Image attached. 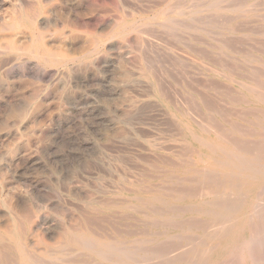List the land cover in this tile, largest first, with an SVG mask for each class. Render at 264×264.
Instances as JSON below:
<instances>
[{
    "label": "rangeland",
    "instance_id": "1",
    "mask_svg": "<svg viewBox=\"0 0 264 264\" xmlns=\"http://www.w3.org/2000/svg\"><path fill=\"white\" fill-rule=\"evenodd\" d=\"M226 148L256 161L251 172L264 162V0H0V264H20L23 251L111 264L95 253L102 240L125 242L135 264H193L203 254L208 264L224 224L195 210L213 204L217 187L233 191L218 167ZM243 166L229 171L236 196L264 213V190L244 188Z\"/></svg>",
    "mask_w": 264,
    "mask_h": 264
},
{
    "label": "bare ground",
    "instance_id": "2",
    "mask_svg": "<svg viewBox=\"0 0 264 264\" xmlns=\"http://www.w3.org/2000/svg\"><path fill=\"white\" fill-rule=\"evenodd\" d=\"M34 40V39H33ZM32 47V46H31ZM33 49V48H32ZM30 50V49H29ZM48 55V54H47ZM49 56V55H48ZM51 57V56H50ZM99 116V115H98ZM101 116V115H100ZM97 118V117H96ZM100 118V117H99ZM98 118V119H99ZM104 118V117H103ZM102 118V119H103ZM257 118V117H256ZM100 122V121H99ZM183 122V121H182ZM102 123V122H101ZM105 123V122H104ZM188 124V123H187ZM186 125V124H185ZM184 125V126H185ZM191 126V125H190ZM192 127V126H191ZM187 128H189V127H187ZM185 129H186V126H185ZM199 129H201V128H199ZM191 130V129H190ZM203 131H205V130H203ZM202 131V132H203ZM204 133V132H203ZM207 133V132H206ZM220 133V132H219ZM219 133L217 134V132L215 133V134H217L216 135V137H219L220 135H219ZM223 133V132H222ZM221 134V133H220ZM190 135H192V133L190 134ZM194 135V134H193ZM192 135V136H193ZM219 135V136H218ZM195 136V135H194ZM211 136V135H210ZM215 136V135H214ZM198 138H200L199 136H197ZM202 137V136H201ZM222 137V136H221ZM221 137H219V138H221ZM193 138H195V137H193ZM197 138V139H198ZM223 138V137H222ZM225 138V137H224ZM196 139V140H197ZM203 139V138H202ZM228 139H229V141H231L230 139L231 138H229L228 137ZM263 139V138H262ZM225 140H227V139H224V141ZM261 140V139H260ZM207 141V140H206ZM228 140L226 141L227 143L229 142ZM199 143H201V142H199ZM207 143H209V142H207ZM202 144V143H201ZM211 144V143H210ZM229 144V143H228ZM230 144H234V140L232 139V142L230 143ZM207 145V144H206ZM223 145V144H222ZM225 145V144H224ZM237 146V144H234L233 146ZM205 146V145H204ZM207 146H209V144L207 145ZM216 146H218V145H216ZM236 146L234 147V148H236ZM238 146L242 149V147L238 144ZM245 146V145H244ZM184 147V146H183ZM214 147V146H213ZM219 147V146H218ZM175 148V147H174ZM208 148V147H207ZM240 148H236V149H238V151H239V149ZM245 148V147H244ZM91 149V148H90ZM216 149V148H215ZM240 149V151L239 152H242L243 151V149L241 150ZM235 150V149H234ZM247 150V153L245 152ZM248 150H249V152L250 153H254V151H250V149H248L247 147H246V149L243 151V152H245V154H248ZM252 150V149H251ZM220 152V151H219ZM235 151H233V150H229L228 151V149L226 148V150L224 151V155H221L220 157L223 159V161H220V163L218 164V167H219V169L220 170H222V171H227L228 172V174H225L226 175V177H227V179H228V182H226V183H228V185H227V187L230 189V190H233V191H230V194H227V193H225V192H223V193H221V195H220V193L219 192H217V189H218V187H217V189H215L216 190V192H213L214 194H210L211 192H212V190H210L209 191V194L210 195H213V198L212 199H214L213 201L214 202H216L217 201V204H215L213 201L211 202V203H213V204H210L209 203V201H207V203H209V205L207 204L206 205V203H204V208L202 207V208H199V209H196L195 210V212L197 213V214H199V215H207V216H212V219L214 220V222L215 223H218V224H216L215 225V223H214V225L215 226H217V228L219 229V225H220V223L221 224H224V227L223 226H221L220 225V229H221V233H218V234H221L220 236H218V234H217V236L218 237H220L221 238V240L223 241V243H224V245L222 244L216 251H214L213 252V254H212V257H210L209 259H210V261L208 262V264H224V261H222V260H228V262H232L233 260H231L230 258H232V257H234V258H237V259H235L236 261H235V264L237 263V264H262V262L264 261V241H262V240H260V237L262 236L263 237V235L262 234H264V213H263V211L262 210H260L259 212H256V213H254L253 214V211H254V207L256 206V207H258V205H254V207H253V209H252V206H253V204L251 203V202H245V201H243V199H241V198H237V197H240V193H241V190H240V193L238 192V194H239V196H236L237 195V190L239 189H237L236 187V179L235 180H233V177H234V175H233V177H232V174L229 172V171H232V170H236L237 169V173L239 172V170H238V167H239V163H242V164H244V166H246L247 164H250V159L249 160H247V161H249V162H244L245 160H243V162L242 161H238L237 159H236V157H238V155H236L237 153H234ZM208 153V152H207ZM215 153V152H214ZM221 153V152H220ZM249 153V155H251L252 156V154H250ZM199 154V153H198ZM223 154V153H222ZM238 154H240V153H238ZM263 154V153H262ZM235 155H236V157H235ZM241 155V154H240ZM198 156H200V155H198ZM209 156V155H208ZM255 157L257 156V154L256 155H254ZM253 156V157H254ZM258 156H262V155H258ZM264 156V155H263ZM248 157V156H247ZM198 158V157H197ZM209 158V157H208ZM197 160V159H196ZM214 160V159H213ZM263 160V159H262ZM199 161V160H198ZM218 161V162H219ZM256 162V161H255ZM254 162V163H255ZM198 163V162H197ZM207 163H209V161L207 162ZM216 163H217V161H216ZM254 163H251V164H254ZM196 164V163H195ZM200 164V163H199ZM205 164V163H204ZM250 164V165H251ZM258 164H260V160H259V163ZM257 164V165H258ZM262 164V163H261ZM201 165V164H200ZM264 165V162H263V164H262V166ZM182 166V165H181ZM240 166H242L241 164H240ZM243 166V167H244ZM249 166V165H248ZM253 165H251V167H252ZM256 166V163H255V165L253 166V168ZM259 166V165H258ZM262 166L261 167H259V168H261L262 169ZM197 167H198V164H197ZM206 167H208L209 168V165L208 166H206ZM251 167H244L243 168V170L245 171L244 172V175H243V178L245 179V181L243 182V185H244V188H246L247 187V189H249V186H251V187H253V186H258L257 188H261V189H263L264 190V166H263V170L261 171V169H259L258 168V170H257V168H256V170L255 169H253L252 170V172H251ZM189 169V168H188ZM187 169V170H188ZM196 169V168H195ZM198 169V168H197ZM241 169H242V167H241ZM183 170V169H182ZM207 169H205V171L204 170H202L203 172H208V171H206ZM215 170V169H214ZM242 170V171H243ZM256 171V172H254V173H257L258 171H259V173L257 174V177L255 178V176H254V173H253V171ZM181 171V170H180ZM191 171H193V170H191ZM196 171V170H195ZM210 171H211V169H210ZM197 172V171H196ZM226 172V173H227ZM240 172H241V170H240ZM198 173V172H197ZM209 173V172H208ZM208 173H204V174H208ZM234 173V172H233ZM204 174H202V175H204ZM216 174V173H215ZM214 173H213V175H215ZM218 174V173H217ZM216 174V177L219 175H217ZM242 174V173H241ZM240 173H239V175H236L237 177L238 176H240L241 175ZM190 175V177H191V174H189ZM185 176V175H184ZM204 176H206V175H204ZM197 177V176H196ZM199 177V176H198ZM225 177V176H224ZM207 178H209V175H208V177ZM220 178V177H219ZM219 178H217L218 180H219ZM236 178V177H235ZM240 178H242V177H240ZM242 178V179H243ZM225 179V178H224ZM226 179V180H227ZM243 179V180H244ZM209 180V179H208ZM210 180H212V178H210ZM242 180V181H243ZM202 181H204V178H203V180ZM214 181V182H213ZM213 181H211V183L210 184H212V183H215V179L213 178ZM222 181L225 183V180H220V182L222 183ZM200 182H201V180H200ZM206 182V181H205ZM216 182H218V181H216ZM239 182V181H238ZM203 182H201V184H202ZM209 183V182H208ZM208 183H206V185L208 184ZM220 183V184H221ZM213 185V184H212ZM214 185H216V184H214ZM218 185V184H217ZM216 185V186H217ZM224 185V184H223ZM215 186V187H216ZM220 187H221V185H219ZM209 186H207V188H206V192H208L207 191V189H209L208 188ZM213 187V186H212ZM211 187V188H212ZM220 187H219V190H220ZM164 188V190H166L165 189V187H163ZM144 189V188H143ZM160 189V188H159ZM184 190H185V188H183ZM204 189V188H203ZM202 189V190H203ZM213 189V188H212ZM139 190V189H138ZM146 190V189H145ZM155 190V189H154ZM158 190V189H157ZM167 190H168V192H169V190L170 189H168L167 188ZM184 190H182V191H177V192H181L183 195H184ZM224 190H225V186H224ZM228 190V189H227ZM130 191V190H129ZM128 191V192H129ZM133 191H135V190H133ZM140 191H141V189H140ZM143 191V190H142ZM159 191V190H158ZM172 191V190H171ZM170 191V192H171ZM204 191V192H205ZM229 191V190H228ZM146 192H148V190L146 191ZM153 192H155V191H153ZM193 192V191H192ZM202 192V194H203V191H201ZM162 193V192H161ZM173 193V192H172ZM176 193V192H175ZM189 193V192H188ZM195 193V192H194ZM199 193V192H198ZM253 193V192H252ZM263 193V192H262ZM162 194H164V192L162 193ZM165 194H168V193H165ZM170 194V193H169ZM182 194H180L179 196H182ZM186 194H187V192H186ZM191 194H193V193H190V194H187L186 196L188 197V195H190L191 196ZM196 194V193H195ZM195 194H193L195 197L197 196L198 197V195H195ZM201 194V193H200ZM199 194V195H200ZM208 194V195H209ZM250 193H248V195H249ZM257 196H259L258 195V191H257ZM140 195V194H139ZM151 195V194H150ZM204 195V194H203ZM243 195V193H241V196ZM135 196V195H134ZM171 196V195H170ZM189 196V197H190ZM194 196H191V197H194ZM202 195H200V197H201ZM206 196V195H205ZM236 197L238 200H236V198L235 199H233V197ZM156 197V196H155ZM160 197V196H159ZM190 197V198H191ZM137 199H138V197H136ZM180 198H182L183 199V197H180ZM131 199V198H130ZM132 199H134V197H132ZM143 199V198H142ZM146 199V198H145ZM181 199V200H182ZM199 199V198H198ZM256 199H258V198H256ZM122 200V199H121ZM155 200V199H154ZM160 200V199H159ZM263 200V199H262ZM147 201V200H146ZM149 201V200H148ZM174 201V200H173ZM152 202V201H151ZM260 202V201H259ZM262 202V201H261ZM145 203V202H144ZM148 203V202H147ZM150 203V202H149ZM163 203V202H162ZM219 203V204H218ZM264 203V202H263ZM143 204V203H142ZM259 204V203H258ZM131 205H133V204H131ZM148 205V204H147ZM261 205V204H260ZM110 206V205H109ZM140 206V205H139ZM155 206V205H154ZM174 207H177V205L175 206V205H173ZM264 206V205H263ZM128 207V206H127ZM130 208H131V206H129ZM143 207V206H142ZM141 207V208H142ZM144 207H146V206H144ZM151 207H153V206H151ZM174 207H171V208H174ZM184 207H186V206H184ZM190 207V206H189ZM195 207V206H194ZM201 207V206H200ZM261 207H262V205H261ZM160 207L158 206V207H156V209L158 210ZM169 208H170V206H169ZM169 208H167V209H169ZM182 208V212L184 211L183 210V207H181ZM186 208H188V207H186ZM191 208H192V205H191ZM264 208V207H263ZM262 208V209H263ZM133 209V208H132ZM153 209V211H154V207L152 208ZM165 209V208H164ZM175 209V208H174ZM173 209V210H174ZM160 210H163V209H161L160 208ZM170 210V209H169ZM180 208H179V210H177V211H179V213H181L180 212ZM218 210H219V212H218ZM118 211V210H117ZM140 211V210H139ZM138 211V212H139ZM151 211V210H150ZM257 211V210H256ZM118 212H120V211H118ZM135 212H136V210H135ZM141 212V211H140ZM139 212V213H140ZM144 212V211H143ZM143 212H141V213H143ZM155 212V211H154ZM164 212H167V211H164ZM184 212H186V211H184ZM189 212V211H188ZM192 212V211H191ZM125 213V212H124ZM156 213V212H155ZM162 214H163V211L161 212ZM222 213V215H220ZM130 214V213H129ZM159 214V213H158ZM167 214V213H166ZM143 215H145V214H143ZM157 215V214H156ZM173 215V214H172ZM134 216V215H133ZM148 216V215H147ZM178 216V215H177ZM176 215H175V217H177ZM182 216V215H181ZM171 217V216H170ZM173 217V216H172ZM166 219V218H165ZM189 219V218H188ZM192 219L194 220V218H191V220H189L190 222L192 221ZM200 219V218H199ZM199 219L197 220L196 218H195V220L196 221H199ZM221 219H222V222H221ZM133 220V219H132ZM155 220V219H154ZM154 220H152V221H154ZM159 220V219H158ZM162 220V219H161ZM160 220V221H161ZM169 220V219H168ZM209 220V219H208ZM42 221V220H41ZM142 221V220H141ZM159 221V222H160ZM172 221V220H171ZM188 221V222H189ZM196 221H194L195 223H196ZM156 223H158L159 224V222H157V221H155ZM154 222V223H155ZM163 222V221H162ZM177 222V221H176ZM181 222V221H180ZM179 222V223H180ZM187 222V223H188ZM189 222V223H190ZM193 222V221H192ZM191 222V223H192ZM230 223L229 225H228V227H226L225 226V223ZM153 223V224H154ZM178 223V222H177ZM177 223H175V225H176V227H178L179 226V223L177 224ZM195 223H193L194 225V227H196L195 229H197L198 227L195 225ZM205 223V222H204ZM146 224H148V221H147V223ZM150 224V223H149ZM161 224V223H160ZM167 224H169V223H167ZM171 225H173L172 223H170ZM181 224V223H180ZM199 224H201V225H198V226H202L203 227V223H199ZM207 224L211 227L212 225H213V223H212V225H210L209 223H208V221H207V223H205V227L206 228H208L207 227ZM163 226L164 225H166V224H162ZM183 225V224H182ZM180 226L181 227V229H182V227L183 226ZM185 225H186V223H185ZM188 225H190V224H188ZM88 226V225H87ZM215 226L213 227L214 229H210V230H212V231H219L218 229L216 230L215 229ZM64 227V226H63ZM154 227H156V226H154ZM164 227H166V226H164ZM190 228H192L191 226H189ZM209 227V228H210ZM222 227V228H221ZM172 228H174V227H172ZM179 228V227H178ZM204 228V227H203ZM206 228H204V229H206ZM212 228V227H211ZM16 229V228H15ZM174 229H176V228H174ZM199 229H200V227H199ZM198 229V230H199ZM202 229V228H201ZM204 229H202L203 231H204ZM113 230H114V228H113ZM116 230V229H115ZM128 230H130V229H128ZM136 230V229H135ZM89 231H91L90 229L88 230V232ZM93 231V230H92ZM144 231V230H143ZM163 231H165V230H163ZM202 231V232H203ZM205 231H207V230H205ZM208 231H209V229H208ZM211 231V232H212ZM73 232V231H72ZM81 232V231H80ZM85 232V231H84ZM115 232V231H114ZM116 232H117V235L118 234H120V233H118V230H116ZM120 232V231H119ZM121 232H122V230H121ZM130 232H132L131 230H130ZM134 232V231H133ZM136 232V231H135ZM139 232V231H138ZM141 232V231H140ZM139 232V233H140ZM154 232H155V230H154ZM220 232V231H219ZM18 233V232H17ZM78 234H79V232H77ZM91 233V232H90ZM93 233V232H92ZM124 233V232H123ZM146 233V232H145ZM144 233V234H145ZM158 233V232H157ZM164 233V232H163ZM213 233V232H212ZM212 233H211V235H212ZM15 234V233H14ZM68 234V233H67ZM74 234V233H73ZM77 234V235H78ZM88 233H86L85 235H87ZM116 234V233H115ZM125 234V233H124ZM132 235H133V233H131ZM131 234H126V236L127 235H131ZM136 234V233H135ZM134 234V235H135ZM141 234H142V232H141ZM148 234V233H147ZM215 233H214V236L216 235ZM149 235V234H148ZM153 235H154V233H153ZM192 235H194V234H192ZM13 236H15V235H13ZM22 236V235H21ZM65 236V235H64ZM73 236V235H72ZM88 236H89V234H88ZM157 236V235H156ZM188 236V235H187ZM52 237V236H51ZM71 237V236H70ZM75 237V236H74ZM79 237V238H78ZM91 237V236H90ZM102 237V236H101ZM120 237V236H119ZM122 237V236H121ZM120 237V238H121ZM174 237V238H173ZM173 237H171V239L173 240V239H175V237H176V239L177 240H180V241H178L179 242V244L181 243V239H179V235H178V238H177V236H174L173 235ZM183 237H185V238H183ZM182 237V239H186V235L185 236H183ZM192 236L191 235H189V237H187V239L188 238H191ZM197 237V236H196ZM195 237V238H196ZM12 238V237H11ZM16 238V237H15ZM15 238H14V240H15ZM61 238V237H60ZM73 238V237H72ZM76 238H78L77 240H76V243H78V245L79 246H81L82 247V249L83 248H88V247H90V243L91 242H89V241H91L90 239H88V240H86L85 239V237H84V235L82 234V235H79V236H77ZM75 238V239H76ZM87 238V237H86ZM93 238V237H92ZM96 238V237H95ZM98 238V237H97ZM108 238V237H107ZM109 238H110V236H109ZM112 238V237H111ZM110 238V239H111ZM193 238V237H192ZM191 238V239H192ZM209 238H211V236H210V233H209ZM212 238H214V237H212ZM217 237L215 236V239H216ZM103 239H104V237H103ZM117 239V238H116ZM115 239V240H116ZM194 239V238H193ZM192 239V240H193ZM197 239H199V241H200V237H198ZM202 239V238H201ZM208 239V238H207ZM262 239V238H261ZM264 239V238H263ZM11 240V239H10ZM19 240V239H18ZM17 240V241H18ZM61 240H63V239H61ZM67 240V239H66ZM71 240V239H70ZM105 240V239H104ZM112 240H114V238H112ZM137 240V239H136ZM135 240V241H136ZM139 240V239H138ZM143 240V239H142ZM152 240V239H151ZM220 240V239H219ZM12 241V240H11ZM10 241V242H11ZM20 241H22V240H20ZM147 241H150L149 239L147 240ZM146 241V242H147ZM170 242V244H171V242H173V241H175V240H173V241H171V240H169ZM191 241V240H190ZM198 240H197V243L198 244H200L201 243V241L199 242ZM15 242H16V240H15ZM61 242V241H60ZM65 242V241H64ZM63 242V243H64ZM71 242V244L73 243V241H70ZM95 242H96V240H95ZM130 242V241H129ZM133 242V241H132ZM137 242V241H136ZM136 242H135V244H136ZM153 242V241H152ZM151 241H150V243H152ZM166 243V241H163V243ZM195 242L196 241H194V243L193 244H195ZM218 242V241H217ZM62 243V242H61ZM69 243V242H68ZM89 243V244H88ZM122 243H124V245H123V247L125 246V242H121L120 241V243L119 244H122ZM141 243V242H140ZM139 243V244H140ZM161 243H162V241H161ZM169 243L167 242L166 244H168L167 246L168 247H170L169 246ZM175 242H173V244H174ZM177 243V242H176ZM175 243V244H176ZM189 243V242H188ZM188 243H186L185 245H187ZM207 243V242H206ZM13 244H15V243H13ZM25 244V243H24ZM66 244V243H65ZM74 244V243H73ZM94 244V243H93ZM97 244V246H98V249L96 250V255H97V257L101 260V261H109L110 259L109 258H112L113 260H114V262H112V263H114V264H130L131 262L132 263H134L135 264V261L136 260H133L135 257H133V251L131 252H128V250H125L124 248H126V247H122V248H120V246H118V245H115V244H112V243H109V242H106V241H101V242H97L96 243ZM95 244V245H96ZM134 244V245H135ZM141 244H143V241H142V243ZM140 244V245H141ZM165 244V245H166ZM173 244H171L172 246H173ZM192 244V245H193ZM203 244V243H202ZM201 244V245H202ZM17 245V244H16ZM19 245V244H18ZM23 245V244H22ZM26 245V244H25ZM24 245V246H25ZM131 245V244H130ZM134 245H131V246H128L127 248H134L135 246ZM165 245H163V246H165ZM176 245H178V244H176ZM184 245V246H185ZM188 245H190V244H188ZM206 245H208V243L206 244ZM205 245V246H206ZM15 245H12V247H14ZM20 246V245H19ZM76 246H77V244H76ZM79 246H77V247H79ZM92 246V245H91ZM162 247V246H159V244L157 245V247H159L158 249H163V250H161L160 252L158 251V253L160 254V255H162L161 254V252H166V250H167V248L168 247ZM194 246V245H193ZM197 246V245H196ZM204 246V247H205ZM217 245H215L214 247H216ZM6 247V246H5ZM11 247V248H12ZM18 247V246H17ZM21 247V246H20ZM52 247H54V246H52ZM137 247V246H136ZM135 247V248H136ZM142 246H139L138 248H141ZM154 247V246H153ZM156 247V248H157ZM214 247L212 248V249H214ZM24 248V247H23ZM49 248V247H48ZM67 249L69 248V247H66ZM134 248V249H135ZM137 248V249H138ZM143 248V247H142ZM141 248V250L139 249V251L140 252H143V250H145V251H147L148 249H142ZM145 248V247H144ZM146 248H148V247H146ZM150 248V247H149ZM180 248H182V247H180ZM184 248V247H183ZM182 248V249H183ZM200 248V247H199ZM8 249V248H7ZM18 249V248H17ZM26 248H24V250H25ZM50 249V248H49ZM71 249H73V248H71ZM71 249L69 248V250L71 251ZM84 249V250H85ZM92 249V248H91ZM136 249V250H137ZM152 249V251L154 250V252H155V248L153 249V248H151ZM208 250V251H210L208 248H206L205 247V250ZM210 249H211V247H210ZM6 250V249H5ZM9 250H10V248H9ZM8 250V251H9ZM26 250H28V249H26ZM25 250V251H26ZM53 250V249H52ZM88 250V249H87ZM90 250V249H89ZM150 250V249H149ZM179 251V248L178 249H175V251ZM188 250V249H187ZM193 250V249H192ZM192 250H188V251H192ZM204 250V249H203ZM203 250H200V251H203ZM215 250V249H214ZM16 251V250H15ZM18 251H19V249H18ZM22 251V250H21ZM50 251H51V249H50ZM73 251V250H72ZM95 251V250H94ZM138 251V250H137ZM144 251V252H145ZM151 251V252H152ZM157 251V250H156ZM184 251V250H183ZM188 251H185V252H187L188 253ZM7 252V251H6ZM30 252V251H29ZM48 252H49V250H48ZM56 252V251H55ZM81 252V251H80ZM89 252V251H88ZM135 252V251H134ZM168 252V251H167ZM199 250L197 251V254L198 255H196V256H200V254L202 253V252H199ZM4 253V252H3ZM3 253H2V255H3ZM9 253H11V252H9ZM18 253V252H17ZM54 253V252H53ZM52 253V254H53ZM68 252H65L64 254H67ZM77 253V252H76ZM139 253V252H138ZM157 253V252H156ZM169 253V252H168ZM174 253V252H173ZM183 255H185V254H187V253H184V252H181ZM196 253V252H195ZM208 254H209V256H210V253L209 252H207ZM8 254V253H7ZM12 254H13V252H12ZM15 254V253H14ZM19 254H21V256H20V260H17V261H19L20 262V264H59L58 263V261L61 259V258H59V257H56V258H53V257H49L48 256V254L46 255L47 256V258L49 257L50 259H52V260H47V259H45L44 257H42V258H44V259H40L39 260V258H37V256L36 257H34V255L33 254H35V253H25L24 251L23 252H21V253H19ZM55 254V253H54ZM63 254V255H64ZM70 254V253H69ZM72 254V253H71ZM70 254V255H71ZM135 254H136V252H135ZM166 253H163V255H165ZM170 254H172V253H170ZM169 254V255H170ZM176 254V253H175ZM174 254V255H175ZM179 254L180 253H178V254H176V255H178L179 256ZM182 254H181V257H182ZM194 254V253H193ZM9 255V254H8ZM50 255V254H49ZM76 255V254H75ZM82 255H84V253L82 254ZM150 255H152V254H150ZM153 255H154V253H153ZM152 255V256H153ZM168 255V254H167ZM168 255V256H169ZM176 255L175 256H173V258L174 257H176ZM188 255V254H187ZM202 255V254H201ZM3 256H6V255H3ZM45 256V255H44ZM85 256H87V255H85ZM143 256V255H142ZM146 256H148V251L146 252ZM157 256V255H156ZM155 256V257H156ZM177 256V257H178ZM193 256V255H192ZM195 256V257H196ZM13 257V256H12ZM17 257V256H16ZM15 257V258H16ZM63 257V256H62ZM69 257H72V255L71 256H69ZM73 257H75V256H73ZM72 257V258H73ZM88 257V256H87ZM137 257H139L138 255H137ZM141 257V256H140ZM145 257V256H144ZM170 257H172V255H170ZM186 257V255L185 256H183L180 260L181 261H183V260H191L192 261V258H193V261L196 259L195 257H190V258H185ZM3 258V257H2ZM9 258V257H8ZM8 258H7V261H8ZM14 258V257H13ZM65 258V257H64ZM159 258H161L162 259V257H159ZM183 258H185V259H183ZM195 258V259H194ZM197 258H199V257H197ZM10 259V258H9ZM17 259V258H16ZM67 259V258H66ZM66 259H63L62 261H66ZM111 259V260H112ZM136 259V258H135ZM141 259H144V258H141ZM146 259H149V261L150 260H152V259H150V256L147 258L146 257ZM157 259V258H156ZM161 259H159L160 261H159V263L161 262V261H163V259H164V257H163V259L161 260ZM176 259H178V258H175L174 260L176 261ZM205 259H207L206 257H205V255L203 254L202 256H200V258L199 259H197V260H195V262L193 263V264H195L196 263V261H197V263L196 264H205ZM230 259V260H229ZM3 260V259H2ZM77 260V259H76ZM75 260V261H76ZM84 260V259H83ZM82 260V261H83ZM92 260H93V258H92ZM92 260L90 261V260H87V261H89V262H92ZM111 260H110V262H111ZM166 261H167V259H165ZM172 260V259H171ZM173 260V261H174ZM185 260V261H186ZM208 260V259H207ZM3 261H5V260H3ZM2 261V262H3ZM5 262V263H8V262ZM13 261V259L12 260H10V262H12ZM16 261V262H17ZM68 261H69V259H68ZM74 261V259H73V261H71L72 263L73 262H75ZM85 261V260H84ZM83 261V262H84ZM137 261H140L139 259L137 260ZM148 261V260H147ZM165 261V262H166ZM170 260H168L167 262H169ZM184 261V262H185ZM222 261V263H220ZM0 262H1V260H0ZM9 262V264H13V263H10ZM67 262V261H66ZM70 262V261H69ZM77 262V261H76ZM75 262V263H76ZM144 262V261H143ZM164 262V261H163ZM162 262V263H163ZM172 262V261H171ZM204 262V263H203ZM228 262H225V264H227ZM4 263V264H5ZM86 263H88V262H86ZM111 263V264H112ZM140 263V262H139ZM148 263V262H147ZM156 263H158V261L156 262ZM156 263H154V264H156ZM162 263H160V264H162ZM188 263V262H187ZM191 263V262H190ZM233 263H234V261H233ZM66 264V263H65ZM85 264V263H84ZM94 264V263H93ZM96 264H98V263H96ZM143 264V263H142ZM153 264V263H152ZM163 264H165V263H163ZM229 264V263H228ZM232 264V263H231Z\"/></svg>",
    "mask_w": 264,
    "mask_h": 264
}]
</instances>
